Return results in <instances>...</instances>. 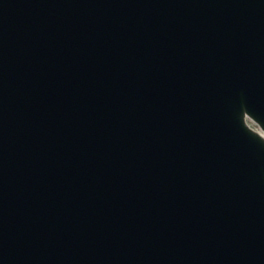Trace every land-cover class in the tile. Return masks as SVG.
<instances>
[{
	"label": "water",
	"instance_id": "water-1",
	"mask_svg": "<svg viewBox=\"0 0 264 264\" xmlns=\"http://www.w3.org/2000/svg\"><path fill=\"white\" fill-rule=\"evenodd\" d=\"M0 264H264V0H0Z\"/></svg>",
	"mask_w": 264,
	"mask_h": 264
},
{
	"label": "rangeland",
	"instance_id": "rangeland-1",
	"mask_svg": "<svg viewBox=\"0 0 264 264\" xmlns=\"http://www.w3.org/2000/svg\"><path fill=\"white\" fill-rule=\"evenodd\" d=\"M254 130L257 131V129L259 130L258 126L256 124H253V123H248Z\"/></svg>",
	"mask_w": 264,
	"mask_h": 264
},
{
	"label": "bare ground",
	"instance_id": "bare-ground-1",
	"mask_svg": "<svg viewBox=\"0 0 264 264\" xmlns=\"http://www.w3.org/2000/svg\"><path fill=\"white\" fill-rule=\"evenodd\" d=\"M257 132L260 133L263 136V132L259 129H257Z\"/></svg>",
	"mask_w": 264,
	"mask_h": 264
}]
</instances>
